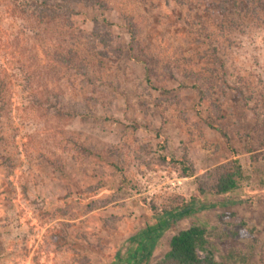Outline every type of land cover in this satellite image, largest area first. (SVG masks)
<instances>
[{"label":"rangeland","instance_id":"1","mask_svg":"<svg viewBox=\"0 0 264 264\" xmlns=\"http://www.w3.org/2000/svg\"><path fill=\"white\" fill-rule=\"evenodd\" d=\"M33 1L0 0V264L125 261L190 204L207 206L165 228L149 264L178 230L239 221L252 234L213 237L216 255L264 264V0H82L70 16ZM194 80L202 94L178 86ZM232 160L247 179L198 193Z\"/></svg>","mask_w":264,"mask_h":264},{"label":"trees","instance_id":"2","mask_svg":"<svg viewBox=\"0 0 264 264\" xmlns=\"http://www.w3.org/2000/svg\"><path fill=\"white\" fill-rule=\"evenodd\" d=\"M82 0H34L32 3L35 9H38L44 16L56 15L70 16L76 14V4ZM92 3L96 0H91ZM178 86L181 88L193 89L198 94H202L201 89L197 85V81L186 83L185 81H178ZM77 114V113H76ZM82 119L86 116L81 115ZM211 128L218 130L224 137L225 134L218 127L210 125ZM264 147V142L262 143ZM246 152H252L251 147L246 148ZM187 156H182L176 160L181 166L183 176H193L192 166L188 164ZM262 180H264V173ZM247 179L241 165L237 160H232L217 168V171L211 176L209 182L198 179L197 191L198 193H210L213 195H222L236 189L241 180ZM206 204H200L196 207L190 204L184 207L171 208L163 210L156 223L148 225L131 239L136 243L134 248L129 251L125 261H122L121 256H116L115 264H149V257L151 254V247L155 240L162 234L165 228L173 226L178 218H182L193 211L205 208ZM225 216H232L231 213ZM236 229H230L227 233L232 236L251 235L252 229L246 227L243 221H239ZM226 233V234H227ZM225 233H214L207 230L201 225H191L186 229L176 231L168 242V248L163 256L153 264H237L238 261L246 264L245 258L242 254L237 253L234 249L229 248L224 254L217 256L216 248L213 245V237H221Z\"/></svg>","mask_w":264,"mask_h":264}]
</instances>
